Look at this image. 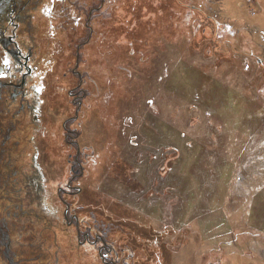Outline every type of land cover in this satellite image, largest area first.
I'll list each match as a JSON object with an SVG mask.
<instances>
[{"label": "rangeland", "instance_id": "374dc122", "mask_svg": "<svg viewBox=\"0 0 264 264\" xmlns=\"http://www.w3.org/2000/svg\"><path fill=\"white\" fill-rule=\"evenodd\" d=\"M56 12L36 32L39 157L64 158L53 136L73 114L82 45L84 211L149 264H264V0H66ZM51 182L39 168L37 185Z\"/></svg>", "mask_w": 264, "mask_h": 264}, {"label": "flooded vegetation", "instance_id": "af4514ba", "mask_svg": "<svg viewBox=\"0 0 264 264\" xmlns=\"http://www.w3.org/2000/svg\"><path fill=\"white\" fill-rule=\"evenodd\" d=\"M65 2L0 0V264H149L135 250L113 241L110 225L103 229L96 213L84 211L91 206L76 200L82 190L78 181L85 175L86 158L91 154L85 155L79 142L88 97L79 72L82 45L71 70L77 83L67 93L73 114L61 117V133L53 136L58 141L61 134L64 167L49 152L39 157L38 94L47 73L45 54L36 39L37 26L42 23L38 19L49 22ZM96 12H89L88 21ZM43 167L52 178L49 189L55 193L48 191L47 183L37 185ZM56 176L62 182L58 178L57 183ZM43 203H50V210ZM86 248L90 249L87 254Z\"/></svg>", "mask_w": 264, "mask_h": 264}, {"label": "built area", "instance_id": "2783aa9c", "mask_svg": "<svg viewBox=\"0 0 264 264\" xmlns=\"http://www.w3.org/2000/svg\"><path fill=\"white\" fill-rule=\"evenodd\" d=\"M247 2L249 3V4H252V0H247ZM253 13V12H252Z\"/></svg>", "mask_w": 264, "mask_h": 264}, {"label": "crops", "instance_id": "0c3cea01", "mask_svg": "<svg viewBox=\"0 0 264 264\" xmlns=\"http://www.w3.org/2000/svg\"><path fill=\"white\" fill-rule=\"evenodd\" d=\"M227 246H228V245H226V247H227ZM226 247H225V248H226ZM243 247H244V246H243ZM225 261H227V260L225 259Z\"/></svg>", "mask_w": 264, "mask_h": 264}, {"label": "trees", "instance_id": "16d2710c", "mask_svg": "<svg viewBox=\"0 0 264 264\" xmlns=\"http://www.w3.org/2000/svg\"><path fill=\"white\" fill-rule=\"evenodd\" d=\"M124 3V2H123ZM123 3L121 5H123Z\"/></svg>", "mask_w": 264, "mask_h": 264}]
</instances>
